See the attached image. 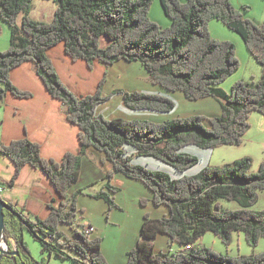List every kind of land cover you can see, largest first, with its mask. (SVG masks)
<instances>
[{"label": "trees", "instance_id": "16d2710c", "mask_svg": "<svg viewBox=\"0 0 264 264\" xmlns=\"http://www.w3.org/2000/svg\"><path fill=\"white\" fill-rule=\"evenodd\" d=\"M54 1V18L47 22L29 15L33 0H0V17L11 28L10 44L0 50V99L7 92L33 96V92L17 88L11 79L15 67L31 61L51 96L65 104L67 119L79 127L81 153L66 152L57 161L44 158L40 143L28 137L9 143L0 141V154L15 165L11 180L0 181V185L13 187L22 167L30 165L41 169L64 198L58 207L49 205L45 218H33L25 213V208L19 210L5 199L13 209V213L7 212L12 216L11 227L18 230L6 235V240L9 251L17 250L19 254L4 255L0 264H47L46 257L38 260L31 255L24 230L41 241L43 252H54L77 264H110L101 250L102 237L85 232V224L78 221L82 211L77 199L69 195L80 179L82 157L89 148L103 151L102 161L112 165L106 173L107 190L101 189L96 197L104 198L110 207L116 206L114 193L118 188L111 180L116 172H123L152 191L155 205L169 208L167 216L145 215L141 234L128 252L126 264H264V252L233 257L199 244L207 232L218 235L226 245L234 232H243L253 247L264 237V209L250 208L259 191L264 190V160L255 172L251 171L252 157H245L173 178L166 172L134 164L127 150L130 146L132 155L157 158L183 173L199 158L181 152L182 147L193 144L216 148L243 143L251 128V113L264 115V22L257 24L245 18L231 0H160L172 21L167 27L150 18L152 0ZM213 19L241 35L250 54L262 65L260 80H240L230 92L220 86L238 69L239 60L233 42L211 36L209 22ZM59 42H64L72 60L83 59L90 68L95 60L106 66L119 60L137 61L151 81L166 90L180 91L188 100L217 98L221 114L175 117L161 122L97 115L98 106L112 96L103 91L106 77L94 93L77 96L60 79L47 55V50ZM116 92L134 110L169 112L175 106L171 98L161 94L123 89ZM221 199L234 200L241 208L223 209ZM62 224L69 226L74 237L60 229ZM158 233L167 235L171 246L178 244L181 249L155 252Z\"/></svg>", "mask_w": 264, "mask_h": 264}, {"label": "crops", "instance_id": "0c3cea01", "mask_svg": "<svg viewBox=\"0 0 264 264\" xmlns=\"http://www.w3.org/2000/svg\"><path fill=\"white\" fill-rule=\"evenodd\" d=\"M161 23L163 26H166L169 24V21L165 20ZM0 28L3 33L0 37V50H4L10 44L11 28L3 19H0ZM47 55L51 58L60 79L77 96L94 93L100 81L106 77L103 91L105 94L112 93V96L98 106L97 115H102L109 119H148L156 122H161L171 116L174 118L191 115L212 117L210 116L212 115L210 111L214 110V108L212 109L208 104L213 101L208 99V97L201 98L203 100L202 104H206V111L203 112H186L173 116V113L165 115L153 113V111H145L148 109L131 111L132 109H129L123 102L122 94L116 92L117 89L161 94L185 102L184 95L169 93L159 84L153 83L146 69L137 61L119 60L110 66H106L99 60H95L93 67L90 68L83 59L72 60L65 51L64 42H59L50 47L47 50ZM11 79L16 86L33 92V96L28 99H17L10 92H7L6 98H4L7 105L4 101V107H2L0 99V110H2L0 111V141L9 143L13 139L28 137L40 143L41 155L44 158H52L57 161H61L66 152L80 154L79 127L67 119L65 104L61 100L51 96L42 79L35 71L33 63L26 61L15 67L11 71ZM220 86L222 87L221 84ZM116 104L123 111H108L109 108H112ZM185 111L191 110L187 109ZM221 111L220 104V107L213 112L214 116L220 115ZM133 152L132 150L131 153ZM104 156L105 153L103 151L89 148L82 157L80 179L69 191V195H75L77 206L82 211L79 213L78 221L82 224L89 223L94 225V235L102 237V242L108 225L104 217L107 211L111 210L105 199L96 197L95 194L101 189L107 190L105 187L106 173L112 169L111 163L102 161ZM132 156L135 157L137 155L133 154ZM146 160L147 162H152L150 159ZM156 165L159 166V164ZM160 169L163 170L162 168ZM14 171L15 165L13 162L8 157L0 154V178L8 182L11 180ZM138 182H141L143 185ZM111 184L114 186L132 185L139 189V195L146 199L153 198L152 191L142 181L128 177L123 172H116L111 180ZM2 186H4V190L1 193L2 197L11 201L16 208L24 206L26 209L25 213L30 214L33 218H45L49 214L50 204L58 207L64 200L56 191L48 176L41 169L30 165L22 167L13 187ZM84 196L87 197V200L81 199ZM151 199L150 201H152ZM95 200H97L99 205L90 203ZM117 209L115 216L109 213L110 219L112 217L116 219L118 213L122 210L124 214H128L129 216L128 225L121 236L118 247L111 251V255L108 253L103 254L110 264H126L128 252L135 246L141 234L145 215H151L150 217L152 218L167 216L169 215V208L165 205L164 207L160 206L158 209L148 207L147 211L138 208L134 210L133 214H131L132 211L125 210L121 206H118ZM7 215H9V220H11L12 216L10 214ZM120 218L118 217V220ZM14 220H18L17 216L14 217ZM122 223L125 222L123 221ZM60 229L69 236L74 237L68 225L62 224ZM17 232L18 230H11L10 233L16 234ZM161 234L163 233H158L155 237L154 251H164V247L167 244L169 245V250L172 251L175 246H171L167 235L164 234L167 237L164 239ZM23 237L25 238L24 231ZM101 247L103 249V245ZM180 249L177 248V250Z\"/></svg>", "mask_w": 264, "mask_h": 264}, {"label": "rangeland", "instance_id": "374dc122", "mask_svg": "<svg viewBox=\"0 0 264 264\" xmlns=\"http://www.w3.org/2000/svg\"><path fill=\"white\" fill-rule=\"evenodd\" d=\"M231 3L236 9H238L243 14L245 18H248L257 24L264 22V0H231ZM56 8H57V4L54 0H33L32 8L30 10L29 15L32 16L33 19L35 20L49 22L53 19ZM150 18L156 21L162 27H167L171 25L172 22L170 21L171 19L165 14L160 0H152V4L150 8ZM0 19L2 18L0 17ZM165 20H168L169 24L163 26L161 22ZM209 31L213 38L221 41H231L233 42L236 48L235 50H236V56L239 60V67L233 74H231L221 83L224 89L230 92L233 84L240 80H244L247 82H252L253 80L254 81L260 80L262 76V65L259 64L255 60V58L250 54L243 38L238 32L232 30L225 23L217 19H213L209 22ZM2 35L3 33L0 32V37ZM16 87L21 90H24L18 86ZM166 91L169 93H179L183 95V93L180 91H170V90H166ZM11 94L17 99H28L32 97V96L30 97L17 96L13 93ZM4 98H6V96H4L1 99L2 107H4V101L5 104L7 105V102L6 100H4ZM184 99L185 102L173 98L172 100L175 102V106L169 112H157L153 110H145V111H153V113H159L165 115H169L173 113L174 114L173 116L186 112L194 113V112L206 111V104H202L203 100L201 99L188 100L186 98ZM208 99H211L213 101V102H209L208 104L210 107H212V109L214 108V110L210 111L211 112L210 114H212L210 116L213 117L214 116L213 112H215L220 107L219 104L220 102L217 98L212 96L208 97ZM125 109L127 108L125 107ZM187 109H190L191 111H185ZM108 111H123V110L119 108L116 104L112 108H109ZM131 111H137V110L132 109ZM170 118H174V117L172 116L168 117V119ZM204 121L205 123H208L206 119ZM249 121L251 123V128L245 134L243 143H241L240 145H223L216 148H202L197 145L189 144L182 147L181 152L191 153L199 158V161L195 165L188 168L183 173H179L172 165L154 157L141 156V155H137L133 157L131 154L133 148H131L130 146H127L128 154H130L133 157L132 162L134 164H140L152 170H159L166 172L173 178H177L182 175L196 174L207 165L220 166L245 157H252L253 165L251 167V171L255 172L258 170L260 163L264 160V115L261 114L260 112H256V111L252 112ZM146 159H150L152 162H147ZM156 164H159V166ZM160 168H162L163 170H161ZM0 181H4V180L0 178ZM141 185L143 184L141 183ZM116 187L118 188L117 192L114 193L116 206H114L112 209L110 207L109 209L111 211H107L104 217L108 225H107L106 233H104L105 235H103L104 236L102 242L103 249L101 247V250L103 253H108L109 255H111V251L113 249L118 247L121 240V236L124 230H126V226L128 225V217H129L128 214H124V212L120 210L116 219L113 217L112 219H110L109 213L110 214L112 213V215L115 216L116 215L115 211L118 210L117 209L118 206L125 208V210L132 211L131 214H133L134 210L138 208L147 211L148 207H151V209H158L160 206L164 207L165 205V204H161L157 206L154 205V203L150 201L151 197L149 199H146L145 197L139 195L140 191L135 186L119 185ZM81 199L87 200V197L84 196ZM143 199L146 202L142 204L141 201ZM90 203L99 205V203H97V200L92 201ZM106 203L108 204L107 201ZM220 203H221V207L226 210H234L241 208V205L234 200L221 199ZM23 208L24 206H19L18 209L22 210ZM250 208L253 210L264 209V190L259 191V197L257 201ZM118 217H121L120 220H118ZM9 219H10L9 215H7L6 222H7L8 233H10L11 230H13L10 225ZM123 221L125 223H122ZM24 233H25L24 241L27 244L31 255L35 259L41 260L43 257H46L47 264H77L71 258L59 256L54 252L51 254L49 252H43L41 241L38 238H36L32 233L26 230H24ZM161 235L164 237V239L167 238L164 234ZM199 244L210 247L219 253L228 254L233 257L241 254L248 255L253 252L255 253L264 252V237H261L259 239L258 244L253 247L248 244L245 234L243 232H234L232 234L231 242L228 245H226L218 235H215L213 232H207L199 240ZM173 246L175 247H173L172 252H176L177 248L180 249L178 244H174ZM168 250H169V245L167 244L164 247V251H168Z\"/></svg>", "mask_w": 264, "mask_h": 264}, {"label": "water", "instance_id": "95a60500", "mask_svg": "<svg viewBox=\"0 0 264 264\" xmlns=\"http://www.w3.org/2000/svg\"><path fill=\"white\" fill-rule=\"evenodd\" d=\"M7 212L13 213V209L10 208L9 204L5 199L0 198V262L3 256L6 254H11V255L19 254V251L17 250L9 251V244L6 240V235L10 234L7 231V222H6ZM12 238L15 239L14 236Z\"/></svg>", "mask_w": 264, "mask_h": 264}, {"label": "built area", "instance_id": "2783aa9c", "mask_svg": "<svg viewBox=\"0 0 264 264\" xmlns=\"http://www.w3.org/2000/svg\"><path fill=\"white\" fill-rule=\"evenodd\" d=\"M3 190H4V186L0 185V194L3 192ZM78 220H79V216H78ZM94 231H95V226L94 225L89 224V223L85 224V232L86 233L92 234V233H94ZM187 247L189 248L190 245L187 246Z\"/></svg>", "mask_w": 264, "mask_h": 264}]
</instances>
